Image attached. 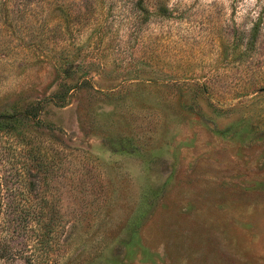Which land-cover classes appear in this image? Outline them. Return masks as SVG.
Listing matches in <instances>:
<instances>
[{
	"label": "rangeland",
	"instance_id": "rangeland-1",
	"mask_svg": "<svg viewBox=\"0 0 264 264\" xmlns=\"http://www.w3.org/2000/svg\"><path fill=\"white\" fill-rule=\"evenodd\" d=\"M0 264H264V0H0Z\"/></svg>",
	"mask_w": 264,
	"mask_h": 264
}]
</instances>
